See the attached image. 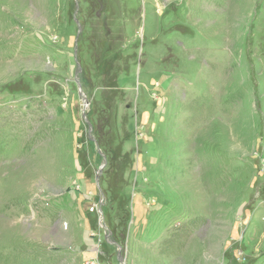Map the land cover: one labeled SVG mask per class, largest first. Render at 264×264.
I'll return each instance as SVG.
<instances>
[{"label": "rangeland", "instance_id": "374dc122", "mask_svg": "<svg viewBox=\"0 0 264 264\" xmlns=\"http://www.w3.org/2000/svg\"><path fill=\"white\" fill-rule=\"evenodd\" d=\"M0 264H264V0H0Z\"/></svg>", "mask_w": 264, "mask_h": 264}, {"label": "water", "instance_id": "95a60500", "mask_svg": "<svg viewBox=\"0 0 264 264\" xmlns=\"http://www.w3.org/2000/svg\"><path fill=\"white\" fill-rule=\"evenodd\" d=\"M77 22H78V24H79V31H81L82 30V28H81V26H80V23H79V21L77 20ZM81 95H82V97H83V99L85 100V97H84V94L81 92ZM85 102H86V100H85ZM86 116V115H85Z\"/></svg>", "mask_w": 264, "mask_h": 264}]
</instances>
